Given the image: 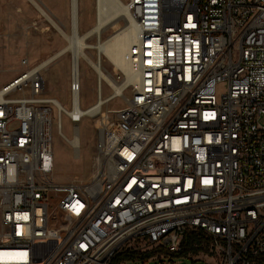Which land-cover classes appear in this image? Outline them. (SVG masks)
I'll list each match as a JSON object with an SVG mask.
<instances>
[{
    "label": "built area",
    "instance_id": "obj_1",
    "mask_svg": "<svg viewBox=\"0 0 264 264\" xmlns=\"http://www.w3.org/2000/svg\"><path fill=\"white\" fill-rule=\"evenodd\" d=\"M124 2L136 71L124 90L98 50L71 59L70 107L44 92L42 71L60 57L23 58L0 81V264H111L139 241L177 253L190 229L211 238L215 264H264V0ZM82 61L96 74L86 108ZM64 117L73 137L98 120L88 182L54 178L55 126L80 148Z\"/></svg>",
    "mask_w": 264,
    "mask_h": 264
},
{
    "label": "rangeland",
    "instance_id": "obj_2",
    "mask_svg": "<svg viewBox=\"0 0 264 264\" xmlns=\"http://www.w3.org/2000/svg\"><path fill=\"white\" fill-rule=\"evenodd\" d=\"M45 4L55 12L57 26L53 25L30 0H0V69L1 84H5L23 70L21 60L28 58L30 66L36 65L47 59L66 45L67 35L72 34V20L70 14L71 0H43ZM80 24L79 32H84L96 22L97 0H80ZM122 10L112 15L117 16L102 32V39H106L129 24V19ZM97 36L93 35L90 43H96ZM89 55L97 56L96 48H87ZM72 53L68 51L57 61L50 64L42 71L45 79V94L57 97L68 107L71 105V93L69 90L70 68ZM82 56H81V59ZM83 62V61H82ZM103 66L114 72L115 63L106 55H102ZM82 107L92 105L96 99L95 71L86 63H82ZM110 87L105 86V94L109 93ZM123 105L121 98L113 99L105 106V110L113 111ZM260 122L264 124V117ZM97 119L85 117L80 124L81 155L75 156L74 149L58 133L57 126L54 128V153L55 170L54 178L58 181L77 180L82 183L88 182L94 172L93 155L95 153ZM63 132L69 138L74 135L72 122L64 117L62 120ZM136 252L151 251V257L144 261L136 260L134 263L128 260L116 262V264H215L219 261L218 250L212 241L201 238V243L196 244L186 255L169 253L162 248H152L139 241ZM134 250L133 246H125L123 252ZM201 261V262H199ZM113 264V263H111Z\"/></svg>",
    "mask_w": 264,
    "mask_h": 264
},
{
    "label": "bare ground",
    "instance_id": "obj_3",
    "mask_svg": "<svg viewBox=\"0 0 264 264\" xmlns=\"http://www.w3.org/2000/svg\"><path fill=\"white\" fill-rule=\"evenodd\" d=\"M30 2L34 4V6L39 10L40 14L43 15L48 21H50V23L55 26L58 25L55 19V12L51 10L43 0H30ZM97 2V16L95 24L86 31L79 32L76 25L80 24V0H71L70 9L72 20V34H66L68 45H66L64 48L60 49L44 61H41L42 63H39L41 66L45 67L47 66V64H49V62L61 57L68 51H71L72 57L75 61H77L81 59V56L91 54L86 51L87 48H96L99 53H104V55L110 58V60L115 63L116 68L121 69L126 74L125 82L121 84L115 81L110 71H104V69L102 68L106 80L112 83L117 92H120L121 90H124V86L126 84L133 83L136 76L134 66H132L131 63L127 62L128 47L134 37V22L131 21V15L129 13L128 6L125 5L124 0H97ZM119 10H122L121 14H125L128 17V19L130 20L129 24L106 39H101L94 44L90 43V41L88 40H90L93 35H96L98 38L102 36V32L105 30L106 26L115 18H117V16L112 18V15L117 13ZM100 61L102 63L101 57ZM100 61H96V64L98 65ZM97 107H95L94 109H96ZM75 140L79 142L80 147L76 149L77 152L75 156L77 157L81 155V141L78 134L73 137L72 142H75Z\"/></svg>",
    "mask_w": 264,
    "mask_h": 264
},
{
    "label": "trees",
    "instance_id": "obj_4",
    "mask_svg": "<svg viewBox=\"0 0 264 264\" xmlns=\"http://www.w3.org/2000/svg\"><path fill=\"white\" fill-rule=\"evenodd\" d=\"M206 238L207 241H211V238L203 231L198 229H190L185 232L182 242V248L177 254L186 256L196 244L201 243V238ZM151 251L147 252H136V251H128L121 252L114 260L113 264L116 262H121L123 260H128L134 263L136 260L144 261L146 258L151 257ZM201 262V261H199ZM206 264V263H205Z\"/></svg>",
    "mask_w": 264,
    "mask_h": 264
},
{
    "label": "crops",
    "instance_id": "obj_5",
    "mask_svg": "<svg viewBox=\"0 0 264 264\" xmlns=\"http://www.w3.org/2000/svg\"><path fill=\"white\" fill-rule=\"evenodd\" d=\"M70 14H71V9H70ZM64 48V47H63Z\"/></svg>",
    "mask_w": 264,
    "mask_h": 264
},
{
    "label": "snow or ice",
    "instance_id": "obj_6",
    "mask_svg": "<svg viewBox=\"0 0 264 264\" xmlns=\"http://www.w3.org/2000/svg\"><path fill=\"white\" fill-rule=\"evenodd\" d=\"M207 118V117H206ZM209 182V181H206V183Z\"/></svg>",
    "mask_w": 264,
    "mask_h": 264
}]
</instances>
